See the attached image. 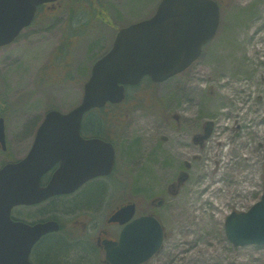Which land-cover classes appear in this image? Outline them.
I'll return each instance as SVG.
<instances>
[{
  "label": "rangeland",
  "instance_id": "obj_1",
  "mask_svg": "<svg viewBox=\"0 0 264 264\" xmlns=\"http://www.w3.org/2000/svg\"><path fill=\"white\" fill-rule=\"evenodd\" d=\"M161 1L99 0L94 1L96 9L91 1L93 10L84 13L66 12L78 6L67 1L63 12L48 17L41 12L14 43L0 48V117L5 118L8 141L7 153L0 147V167L26 156L29 128L40 124L50 108L67 112L81 103L86 79L81 70L91 63L74 57L86 56L83 50L90 43L95 60L104 46L111 47L119 28L151 17ZM255 5L257 0H230L218 37L190 70L156 84L154 96V85H138L139 105L132 108L126 102L118 110L126 120L118 132L119 141L123 139L119 176L128 184L138 175L146 177L142 181L146 196L163 195L168 200L158 214L170 234L159 264H264V246L235 247L225 232L227 217L247 212L264 192V30L253 28L245 17ZM71 21L81 29L73 47L86 45L77 49L78 54L66 52L72 45L64 43L73 39L65 30ZM253 33H258L255 39ZM61 48L65 52L54 57ZM58 64L69 74L75 64L73 77L58 74L59 83L48 77ZM212 117L218 127L205 152L190 154L189 134H197ZM169 134L171 141L164 142L163 136ZM219 142L226 144L223 158L218 155ZM185 162L193 168L187 170ZM181 170L189 171L190 180L172 196L168 181L175 182ZM209 218L216 219L215 224Z\"/></svg>",
  "mask_w": 264,
  "mask_h": 264
},
{
  "label": "water",
  "instance_id": "obj_2",
  "mask_svg": "<svg viewBox=\"0 0 264 264\" xmlns=\"http://www.w3.org/2000/svg\"><path fill=\"white\" fill-rule=\"evenodd\" d=\"M55 1L0 0V47L12 43L32 24L39 6ZM220 17L219 5L214 0H162L153 17L119 31L113 49L95 64L82 104L68 114L48 113L28 156L0 169V264H32L30 254L35 243L57 230L53 222L34 226L13 222L10 217L13 207L37 204L71 191L64 186L68 183H81L87 177L112 171L115 150L100 147L103 144L100 141H88L89 149L92 146L97 149L89 153L91 163L83 178H68L61 169L46 188L40 186L43 175L57 161L67 156L70 161L76 159L65 145L74 142L69 136L78 133L84 115L108 102L121 103L125 99V86L138 85L146 77L163 83L185 71L201 57L203 46L216 36ZM0 143L6 150L4 118H0ZM132 211V207L122 209L114 220L127 221ZM141 223L140 245L134 243V223L126 228L120 246L107 244L112 264H139L160 250L164 239L161 223L153 217H143ZM225 231L236 247L264 246V195L249 211L228 216Z\"/></svg>",
  "mask_w": 264,
  "mask_h": 264
},
{
  "label": "flooded vegetation",
  "instance_id": "obj_3",
  "mask_svg": "<svg viewBox=\"0 0 264 264\" xmlns=\"http://www.w3.org/2000/svg\"><path fill=\"white\" fill-rule=\"evenodd\" d=\"M67 1L69 2L71 0H59L56 3H48L41 6L39 8V11L37 12L35 21L40 18L41 12H43L44 14L46 13L47 17L50 14L53 16L55 14L63 12L64 3ZM72 1L73 4L78 5L75 6L77 8L73 9L82 10L83 13L91 11V1L93 2V8L95 9L96 3H94V1H96L97 3L99 2V0H86L85 4H78V0ZM217 2L219 3L221 8V26L219 29L220 32L227 15V10L230 7V0H217ZM58 6H61V8H59ZM73 9L69 8L66 12L72 13L74 11ZM245 17L246 19H250L252 25H254L253 28L257 29L258 31L264 30V1L257 0V5H255L251 9V12ZM90 20L92 21L93 18L90 17ZM73 23L74 21H71L65 26V30L69 29V31L71 32L70 34L74 39L70 41L65 39V46H71L74 41L77 43L79 42L78 36L79 34L81 35V29H79V26L76 27ZM84 24H86V22ZM62 25H64V23ZM83 31H87V28L83 29ZM252 35L253 39H255L258 33H253ZM262 39L263 40L261 41L264 42V37ZM83 43L84 42H82V44ZM89 44L88 48L86 47L83 50L86 56L83 57V54H81L77 57H74L77 59L79 58V60L88 59L91 63L88 69L83 67L81 70V76H85L86 78L82 86L83 95L85 90V84L91 77L95 63L104 56H106L114 46V42L110 48H106L104 46L103 51L97 53V58L93 60V50H91L90 47L94 48L95 46H91ZM84 46L86 45L77 44L74 45V47L72 45L66 50V52L72 54L75 51L78 54L79 52L77 51V49L80 50V47L84 48ZM207 46H205L204 49L207 48ZM92 60L94 61L93 63ZM72 62H74V60ZM71 65L73 67L70 74L68 73V70L64 69V66L59 67L58 64V67H55V70L51 71L49 69L51 71V76L48 77L53 79V81L56 83H59L61 81V79L57 78L58 74H65V79L72 78L74 71L73 68L75 64ZM76 65L78 66V64ZM152 85H154V87H152L151 96H154V89L156 84L152 83ZM136 90V86H126V97L123 102L119 104L107 103L103 108L92 110L85 115V118L82 121V125L78 133L77 131H75L72 133L71 136H69L70 140L74 142L65 145V149L72 152L76 156V159L70 161L68 159L69 156H67L63 157L62 160L57 161L50 169V171L42 177L41 186H48L56 172L59 169H63L67 166L66 163L73 164L72 167L68 170L69 172H71V174L77 172L71 176L73 179H76V176L78 174L83 175V173H87L88 163H91L89 159V153L93 154L94 149L96 148L92 146V148L89 149V146L87 144L88 141H100L101 143H103L102 145H100V147L106 148L107 150L111 149L110 147H113V149L115 150V165L111 174L89 179L86 182L81 183L80 185L75 184L72 186L75 191L71 193L58 194L44 203L34 206H18L13 209L12 220L14 222H24L27 224L34 225L35 223H38L47 218V221H55L58 225V231L49 233L42 237L41 240L33 248L31 256L35 264H37V247L42 241L50 237H56L58 239L63 240L66 244L71 247L70 256L77 255L76 259L62 260L59 264H110L107 259L106 244L107 242L120 243L122 234L128 224L135 222L134 243L136 245H140L142 240V217H155L164 226L162 220L158 217V214L160 210L167 207V198L163 195L157 194L149 197L146 196V189L142 186V181L146 177L138 175L136 177V181H134L133 184H128L124 182L123 178L118 174L119 161L121 158L122 151L121 141L123 140L121 139L119 141L118 132L120 131V128L122 126L124 127L126 125V120L122 118V115L118 113V110H120L126 102H130L129 106L132 108H136L135 106L139 105L137 103L136 95L138 93H136ZM131 91L133 94H131ZM174 118L177 121L181 120L180 116L178 117L177 115ZM42 123H44V120L37 126L35 124L29 128L30 130L32 128V134L28 153L30 152L34 144L37 132ZM217 127L218 122H216V117H212L210 120H207L206 122L202 123L200 131L197 134H194L193 136L189 134V153L192 154L196 151H198L199 153H202L203 151L205 152L206 145L209 140L214 136ZM169 130H171V125H169ZM163 140L164 142H170L171 134H169V136H163ZM104 144L109 146L107 147ZM219 144L220 150L218 151V155L220 154V156L223 158L221 149H225V145L221 142H219ZM159 147L161 146L159 145ZM85 152H87V157H84ZM200 156H202V154ZM194 158L196 159V156ZM199 161L202 162L203 160L200 159ZM207 161L208 158H205V166L207 165ZM143 164L144 161L141 162L140 166H142ZM184 166L187 170H191L193 168V164H191L190 162H185ZM189 180V171L181 170L175 182L168 181L167 190L169 194L172 196L178 195L183 185ZM93 193H95L96 195L94 197L93 203H90L88 201V197ZM131 207L133 209V215L132 218H130V221H125L123 223L113 221L112 218L116 215L118 211H120L122 208L131 209ZM164 229L165 238L162 249L159 251V253L153 255L149 260L140 264H159L160 261H163L159 260L161 259L160 255L164 250V245L170 239V234L168 230H166L165 226ZM90 255L93 256V258L91 257L90 259ZM79 259H82L83 261L79 263Z\"/></svg>",
  "mask_w": 264,
  "mask_h": 264
},
{
  "label": "trees",
  "instance_id": "obj_4",
  "mask_svg": "<svg viewBox=\"0 0 264 264\" xmlns=\"http://www.w3.org/2000/svg\"><path fill=\"white\" fill-rule=\"evenodd\" d=\"M95 195L96 194L93 193L88 197L90 203H93ZM70 249L71 247L61 239L56 237L47 238L42 241L36 249V262L37 264H59L62 260H74L77 258V255L70 256ZM91 257L93 258V256L90 255L89 258L91 259ZM82 261V259L78 260L79 263Z\"/></svg>",
  "mask_w": 264,
  "mask_h": 264
},
{
  "label": "bare ground",
  "instance_id": "obj_5",
  "mask_svg": "<svg viewBox=\"0 0 264 264\" xmlns=\"http://www.w3.org/2000/svg\"><path fill=\"white\" fill-rule=\"evenodd\" d=\"M254 113H257V111L256 112H254ZM216 206L218 207V204H216ZM212 224H215V222H216V219H208ZM191 222H193L194 220L193 219H191L190 220ZM205 250H207V249H205ZM208 251V250H207ZM205 253V252H204ZM212 253H213V251H212ZM211 256V255H210Z\"/></svg>",
  "mask_w": 264,
  "mask_h": 264
}]
</instances>
